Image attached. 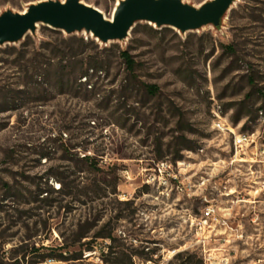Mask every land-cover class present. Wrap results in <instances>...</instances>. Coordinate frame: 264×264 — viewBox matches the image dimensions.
<instances>
[{
    "label": "rangeland",
    "instance_id": "rangeland-1",
    "mask_svg": "<svg viewBox=\"0 0 264 264\" xmlns=\"http://www.w3.org/2000/svg\"><path fill=\"white\" fill-rule=\"evenodd\" d=\"M81 1L111 18L121 0ZM209 203L233 234L197 225ZM226 254L264 264V0L186 33L142 21L105 44L38 23L0 44V264Z\"/></svg>",
    "mask_w": 264,
    "mask_h": 264
},
{
    "label": "water",
    "instance_id": "water-1",
    "mask_svg": "<svg viewBox=\"0 0 264 264\" xmlns=\"http://www.w3.org/2000/svg\"><path fill=\"white\" fill-rule=\"evenodd\" d=\"M236 0H209L195 7L184 0H121L112 18L81 0H48L31 4L27 11L0 14V44L22 40L38 23L69 34L87 32L102 43L128 38L137 22L170 27L182 33L207 25L219 27Z\"/></svg>",
    "mask_w": 264,
    "mask_h": 264
},
{
    "label": "built area",
    "instance_id": "built-area-1",
    "mask_svg": "<svg viewBox=\"0 0 264 264\" xmlns=\"http://www.w3.org/2000/svg\"><path fill=\"white\" fill-rule=\"evenodd\" d=\"M246 138H237V143H243L245 142ZM160 165H165L164 162L159 164ZM234 190H231L230 192L226 193V195H232L234 194ZM234 202V200H232ZM233 207L231 206L229 211ZM222 208L217 205L216 203H209V205L206 206L205 211L203 212L202 216L200 217L197 225L200 226V228H205V227H223L226 230H230L231 234H233V231H236L233 226L230 224V218L227 217L226 215H223L221 213ZM203 259L205 261V264H229L231 261V257L229 255H225L224 257H212V256H207L204 255ZM261 262H263L261 260Z\"/></svg>",
    "mask_w": 264,
    "mask_h": 264
},
{
    "label": "trees",
    "instance_id": "trees-1",
    "mask_svg": "<svg viewBox=\"0 0 264 264\" xmlns=\"http://www.w3.org/2000/svg\"><path fill=\"white\" fill-rule=\"evenodd\" d=\"M120 56L123 58L124 62L127 65V69L130 73L135 72L136 62L133 59V57L130 55V53L127 50H120ZM83 76L86 77V72L82 73ZM147 89L151 93H156L158 91V88L156 85H147ZM200 264H203V261H199Z\"/></svg>",
    "mask_w": 264,
    "mask_h": 264
},
{
    "label": "bare ground",
    "instance_id": "bare-ground-1",
    "mask_svg": "<svg viewBox=\"0 0 264 264\" xmlns=\"http://www.w3.org/2000/svg\"><path fill=\"white\" fill-rule=\"evenodd\" d=\"M113 16V15H112ZM112 18V17H111Z\"/></svg>",
    "mask_w": 264,
    "mask_h": 264
}]
</instances>
